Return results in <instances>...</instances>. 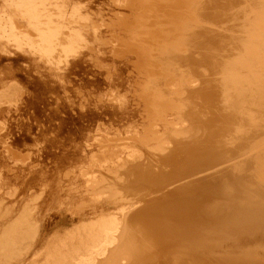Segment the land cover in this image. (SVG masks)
<instances>
[{"label": "rangeland", "instance_id": "obj_1", "mask_svg": "<svg viewBox=\"0 0 264 264\" xmlns=\"http://www.w3.org/2000/svg\"><path fill=\"white\" fill-rule=\"evenodd\" d=\"M171 2L0 0V264H45L83 220L115 212L124 200L154 205L155 186L130 177L154 170L156 147L165 149L171 130L189 125L197 86L206 106L213 93L264 79V36L226 38L245 47H218L198 21L203 0L177 2L194 11L187 19L173 14L176 7L164 12ZM178 32L182 40L171 35ZM257 98L264 105V91ZM251 106L237 146L220 150L234 155L212 150L209 157L263 185L264 108L263 122L252 126ZM257 174L262 179L252 180ZM212 183H187L180 200H197V189ZM247 188L235 224L214 215L195 245L183 234L132 247L128 229L111 246L118 247L112 258L95 264H264V186Z\"/></svg>", "mask_w": 264, "mask_h": 264}, {"label": "bare ground", "instance_id": "obj_2", "mask_svg": "<svg viewBox=\"0 0 264 264\" xmlns=\"http://www.w3.org/2000/svg\"><path fill=\"white\" fill-rule=\"evenodd\" d=\"M179 1L181 0H172L175 2L174 5L166 6L164 12H171V9L175 8ZM203 2L205 5L203 17L199 15V19H197L201 22L203 18L202 23L205 25V29L209 30H206V33L204 31L203 35L216 37L218 40L214 42L218 47L226 49L229 46H235L229 45V42L224 40L226 38H258L261 35L264 36V29L259 28L264 25V0H203ZM240 2L244 3L242 8L238 7ZM186 5L187 2L185 5L182 4L180 8L176 7L175 10H179H172L173 14H178L180 19L192 18L194 11L188 10ZM246 29L249 33L244 35ZM177 34L172 33L171 35L179 37L181 40L185 37L181 32ZM235 47H245V45L236 44ZM252 47L256 49L258 44L249 46V48ZM250 56H254V54ZM260 67L264 68V66ZM252 82L254 87L236 88L234 91L223 94V96L213 93L212 96H208L210 104L206 106L199 103L200 99L204 98L205 101L207 98L204 91L201 92L202 87L200 90L197 86L198 93L191 95L194 98V105L190 106V110L193 112L194 109H197L196 114L198 115L196 116L193 112L192 114L195 116L191 114L189 125L183 124L184 126L171 130L172 132L165 140V149L161 148L160 150V146L156 147L154 150L157 152L154 153V170L148 167L141 171L142 173L132 174L130 177L137 180V184H141V186L149 188L155 186V190H153L155 194L154 205L152 203L148 206L150 202L143 201L142 204H139L140 200L135 201L134 204H129V201L124 200L114 208L115 212L101 213L87 221L83 220L76 229L68 232L65 238L52 248L53 252L47 257L45 264H95L97 261L109 260L118 248L111 246L116 242L119 234L128 229L134 231V240H131L132 247H146L147 244H154V241L161 244L167 243L169 237L171 238L173 235L182 236L183 234L189 236V239L186 240L188 244L195 245L196 241L194 240L204 232V228L210 227L207 226L211 224L208 221L214 215H219L225 226L234 225L237 220L234 211L236 206L246 198L247 187L264 186V184L246 182L243 175L235 174L233 164L226 163L223 158L215 161L213 157H209V154L215 150L219 154L226 152V155L230 154V157L234 155L232 151L220 153V150L223 147L234 146L237 140L241 136L243 137L244 126L249 124L246 116L248 113L251 114V105H253L255 117H251L250 125L255 126L263 122L262 119L257 118V115L263 113L264 105L256 101L258 93L264 91V79H254ZM156 139L162 138L158 136ZM129 162L131 161H124L123 165H127ZM225 163L230 166H221ZM168 165H172V168L167 170ZM163 175L164 178L161 179L160 177ZM251 179L258 181L262 178L257 174ZM204 180L213 181L212 184L214 185L197 189V200H180L182 198L179 194L183 192L187 183H202ZM166 201L168 204L163 205L162 203H166ZM196 204H198V208H194ZM262 218L264 219V216ZM261 222L264 223V220ZM184 230H188V233ZM251 257L255 259L253 255ZM240 260L241 263L235 264L247 262L245 259Z\"/></svg>", "mask_w": 264, "mask_h": 264}]
</instances>
